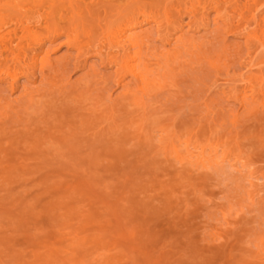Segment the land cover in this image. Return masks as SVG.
Wrapping results in <instances>:
<instances>
[{
    "label": "rangeland",
    "instance_id": "obj_1",
    "mask_svg": "<svg viewBox=\"0 0 264 264\" xmlns=\"http://www.w3.org/2000/svg\"><path fill=\"white\" fill-rule=\"evenodd\" d=\"M14 1L0 2V34L17 32L0 72L20 73L14 90L0 77V264H264V61L242 34L264 0H215L244 15L230 32L215 8L209 28L190 22L189 8L214 0L148 9L127 31L144 90L95 54L98 27L79 34V56L62 33L16 26L31 0ZM165 33L183 36L167 62ZM40 40L42 71L22 69Z\"/></svg>",
    "mask_w": 264,
    "mask_h": 264
},
{
    "label": "bare ground",
    "instance_id": "obj_2",
    "mask_svg": "<svg viewBox=\"0 0 264 264\" xmlns=\"http://www.w3.org/2000/svg\"><path fill=\"white\" fill-rule=\"evenodd\" d=\"M1 1L2 5L7 7L8 10H16L14 0H0V2ZM235 1L237 4L238 0ZM204 3L205 2H203V4ZM250 4L249 0L244 3L247 7H249ZM163 5L164 0H31L29 9L24 8V6L19 8L20 10L18 11L21 12L20 14H22L23 18L18 19L15 25L17 26L20 24L23 30L28 31V24H23V21L27 20L28 23L32 22L40 27H47V29L51 30L49 32V38H55L62 33L68 39L66 44L69 48H76L78 50V55L83 57L85 56V49H83V45L79 40V34L89 32L92 27H98L99 30L96 31V40L98 44L93 48L95 54L101 56L102 52H104L109 63L115 64L118 69H122L124 72L129 70L132 78L138 83L139 88L144 90L146 71L144 69L137 70L135 65L138 56L136 50L138 36L129 35L127 31L141 22L151 21L155 15H148L146 11L148 9H156L158 11ZM209 8H215L218 11L219 18H221L226 25V32L232 31L244 21L243 14H240L237 19L230 17L227 15L228 6L225 7L221 2L214 0L204 4L203 11L198 10L195 12L189 8L188 16L190 22L195 25L203 22L207 28L209 23L204 22V20ZM141 15L144 17L140 22ZM11 20H14V18ZM154 21L159 32L168 28V21L167 23H161L158 19H154ZM255 22L256 27L253 28L252 31H244L242 34L248 42L255 41L258 43V47L262 49V61H264V39L260 37L257 29V26L261 23L264 24V16L256 19ZM7 25L8 23H5L0 28ZM101 27H105L104 30ZM182 28L183 25L181 24L179 30L181 31ZM7 35L10 37L16 36L17 32L14 30L5 35L0 34L1 55L7 51L5 48V39ZM182 37L183 36L175 37L170 33L163 34L161 40L169 44L167 58H165L166 62L171 61L180 54L179 48ZM35 45L37 48L31 47V54L28 56V60L30 61L29 65L25 66L21 62L20 66L22 69H32L41 72L44 64L43 57L45 56L43 49L44 43L40 40ZM35 45L33 44V46ZM18 46L19 44H16L15 47ZM116 54H118V56H116ZM156 64H159V60ZM255 64V62L249 61L246 65L252 68ZM80 66L86 68L84 64ZM18 74L20 73L5 70L4 72H0V77L9 81L11 89L14 90ZM120 81L121 79L117 81V84H120ZM242 81L244 82V88H248L254 93L253 83L245 78ZM242 95V92L236 94V98L241 106L244 105V97H242ZM20 96L18 98L19 100L25 97L23 92H20ZM258 97L261 105H264V93H261ZM10 105L13 104L11 103ZM176 152L178 153L177 150ZM181 160L187 165H193L187 158V155H184Z\"/></svg>",
    "mask_w": 264,
    "mask_h": 264
}]
</instances>
